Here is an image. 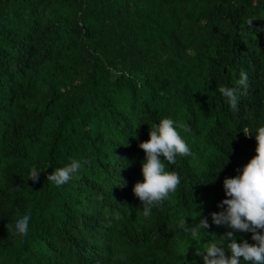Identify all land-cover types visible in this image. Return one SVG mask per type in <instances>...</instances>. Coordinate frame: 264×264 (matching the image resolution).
<instances>
[{
    "label": "trees",
    "instance_id": "16d2710c",
    "mask_svg": "<svg viewBox=\"0 0 264 264\" xmlns=\"http://www.w3.org/2000/svg\"><path fill=\"white\" fill-rule=\"evenodd\" d=\"M163 118L188 126L191 155L161 157L180 184L144 217L138 145ZM261 125L264 0H0V264H203ZM85 158L68 183L46 179ZM25 213L27 236L9 234Z\"/></svg>",
    "mask_w": 264,
    "mask_h": 264
},
{
    "label": "clouds",
    "instance_id": "9594fccd",
    "mask_svg": "<svg viewBox=\"0 0 264 264\" xmlns=\"http://www.w3.org/2000/svg\"><path fill=\"white\" fill-rule=\"evenodd\" d=\"M253 20H248L251 27ZM242 87H247V76L241 74L238 82ZM220 94L227 100L233 111L238 110L237 89L221 86ZM177 127L184 132L190 131L187 125H176L171 118H163L158 124L149 128L147 141L140 142L138 147L143 150L145 159L141 164L142 182L133 185L132 192L143 205V216L151 215V210L168 199L170 193L177 190L180 177L174 171L166 170L161 157L168 164H175L177 156H190L191 151L186 141L177 131ZM245 137H252L249 129L243 130ZM255 155L238 169L239 175L223 180V190L227 197L217 207L222 209L211 213L212 223L225 226L231 231L225 232L219 242L210 243L202 251L197 249L194 254L199 256L203 264H264V125L256 129ZM89 164L88 159L72 160L68 165L57 168L46 176V179L59 187L68 183L73 175L83 165ZM40 171L35 168L30 172V180H39ZM30 215L25 213L18 216L14 223L7 224L9 234L27 236L29 232ZM186 221H181L183 227ZM207 220H200L198 226L208 228ZM197 231L198 229H185ZM235 232L251 233V240H241L237 243ZM227 250L230 255L225 254Z\"/></svg>",
    "mask_w": 264,
    "mask_h": 264
}]
</instances>
